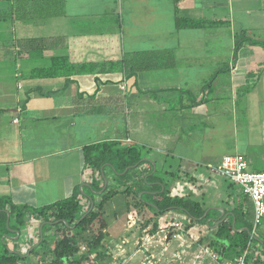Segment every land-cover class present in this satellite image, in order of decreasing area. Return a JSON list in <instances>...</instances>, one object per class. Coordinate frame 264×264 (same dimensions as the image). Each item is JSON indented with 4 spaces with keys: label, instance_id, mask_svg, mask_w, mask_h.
Segmentation results:
<instances>
[{
    "label": "crops",
    "instance_id": "1",
    "mask_svg": "<svg viewBox=\"0 0 264 264\" xmlns=\"http://www.w3.org/2000/svg\"><path fill=\"white\" fill-rule=\"evenodd\" d=\"M0 22V61L12 69L0 79V198L33 208L68 199L90 186L86 147H144L140 171L187 175L171 196H194L208 220L144 208L151 221L140 226L120 195L106 207L107 235H127L128 246L110 261L128 252V264H220L226 248L212 241L229 221L251 234V263L264 264V219L253 238L252 201L210 167L240 154L264 172V0H11L0 2ZM58 58L88 68L69 84L40 77ZM124 213L131 222L116 220Z\"/></svg>",
    "mask_w": 264,
    "mask_h": 264
},
{
    "label": "trees",
    "instance_id": "2",
    "mask_svg": "<svg viewBox=\"0 0 264 264\" xmlns=\"http://www.w3.org/2000/svg\"><path fill=\"white\" fill-rule=\"evenodd\" d=\"M4 1L11 0H0V2ZM195 25L200 27L203 23L177 19L178 28ZM245 41L246 37L241 36L237 44L238 47L243 45ZM252 44L255 45L256 43L252 42ZM53 67H55L53 72L40 74V77L66 78L68 84L72 76L82 75L88 68L87 65L70 64L67 58L53 60ZM149 153L150 151L144 147L121 142H105L86 147L84 150L85 170L91 174L92 179L89 188L84 189L81 193L92 199L91 203L89 201L84 202V204L90 203L88 205L91 206L93 203L94 208L92 210L91 206L89 209L83 208L84 199L79 196L80 192L68 199L42 208L16 205L9 199L0 198V264H17L18 261L25 259L26 256L18 252V244L14 245L16 249L11 250L9 241L13 237H17L18 234H22L27 226L30 228L33 224L39 228L43 226L42 232L39 230L38 234L34 236V239L39 238L41 240L38 246H33L34 253L40 252L55 238L53 241L54 249L52 250L53 264H80V262L82 264L81 260L79 262L75 259L80 253L83 237H85L84 241H89L87 245L95 247L96 250L103 246L109 228L105 218L106 207L110 201L120 195L132 196L136 202L135 206L138 205L140 209H150L157 218L174 212L187 216L193 224L205 223L208 220L207 217H204L207 210L202 202L192 195L182 198L171 196L174 184L186 179L187 175L172 170L162 172L159 168L154 173L152 165H149L150 168L147 170L140 171L144 164L143 160ZM108 170L111 175H108ZM104 179L109 182L105 190ZM96 195L97 200L95 199ZM132 206L133 204L130 205V207ZM244 216L247 217L246 214ZM83 217L84 219H82ZM245 221H247L246 218H244ZM96 222L100 223V230L96 235H90L87 230ZM249 226L252 230V224ZM85 228L86 231L83 230ZM59 233L60 235H58ZM32 242L33 239L27 243ZM251 242L252 238L249 231H234L232 223L226 221L219 225L212 245L219 246L221 254H223V248H226L224 257L221 259V262H224L238 259L252 247ZM29 249H31L30 246ZM87 256V253L84 254V258ZM248 261L251 262L250 256H248Z\"/></svg>",
    "mask_w": 264,
    "mask_h": 264
},
{
    "label": "rangeland",
    "instance_id": "3",
    "mask_svg": "<svg viewBox=\"0 0 264 264\" xmlns=\"http://www.w3.org/2000/svg\"><path fill=\"white\" fill-rule=\"evenodd\" d=\"M6 22H8V21H6ZM3 23H5V22H3ZM3 25L4 24H2V22H0V29H2ZM6 61H9V59L6 60ZM4 63H3V61L2 62L0 61V79L5 80L3 75H6L7 81H11V75L10 74H11V70L12 69H11V67L9 65L5 66ZM9 72H10V74H9ZM162 125L163 124H161V127H162ZM241 140H243V139L241 137V134L238 133V130H237L236 134L233 133L232 142H234L239 147ZM230 149H232L233 151L235 150L233 145L227 147V150H230ZM232 153H236V152H232ZM229 155H233V154H229ZM172 165L174 167H176L175 163H173ZM169 181H170V179H169ZM183 182H185V180H182V183ZM123 197H124V199L120 200V204H121L122 207H124L125 212L126 213L133 212L132 214H134V216H136V214L138 213V215H140L141 218H142L141 222H139L140 226H144L146 224V222L148 221L147 219L150 220V218H148V217L146 218V215H144V213H143V209H140L138 207V205L135 206L136 202L134 201V198L127 197V196H123ZM85 201L86 202H88V201L90 202V200L88 199V200H84L83 201V208H88L89 209L91 205H88V204H90L91 202L84 204ZM132 204H133V206L130 207V205H132ZM113 205H112V207H113ZM126 206H127V208H125ZM119 209H120V207H119ZM126 213H124L125 216L127 215ZM124 214L117 215L116 217H118V218H116V220H118V222L120 220H122L123 222H125V220H126V222H128V221L131 222L132 219H129L128 215H127L128 219H126ZM112 218L114 219V217H112ZM109 219H110V217H109ZM116 220L115 219L114 220L110 219V222L114 223ZM170 220L172 222H175L174 219L173 220L170 219ZM28 227L29 226H27V228H25V230L23 231L22 239H21L22 242L25 241V240L26 241L23 242V243L21 242L20 245H18L19 248H20V249L18 248L19 249L18 252L21 253L23 256H26V257H25V259L18 261L17 264H53V261H54L53 259L54 258H53L52 250L54 249L53 241H54L55 238H53L47 244L46 247L42 248V250L40 252L34 253L33 252V249H34L33 246L34 245L38 246L40 244L41 240L39 238H36V239H33L32 243L28 244L27 242L29 240V238H28L29 235H27L28 234L27 231H31V229H28ZM99 227H100V223L96 222L93 226H90V228H88V230L86 228L83 229V230L84 231L87 230L90 235H93V234L96 235L99 232V230H100ZM58 235H60V233ZM90 235H88V236H90ZM13 238H15V237H13ZM126 238H127V235L123 236L120 241H116L115 240V236H111V234L109 232V236H108L107 240L106 239L104 240L103 246L100 247L98 250H96L95 247H93L91 245H87L89 241L88 240L84 241L85 237H83V240L81 242V247H80V253L78 254V256L76 257L75 260L79 261V262L81 260L82 264H128L127 263L128 259H127V255H126L128 252L125 253L123 258L119 257L118 254H120V253L117 252V254L114 255L115 259L112 260V261L109 260V259L112 258V253H113L114 250L115 251H117V250L118 251H122L123 249L127 250L128 242H126ZM122 241H124V242H122ZM142 243L143 242L141 241V246H142ZM174 243H176V242L174 241ZM9 244H10L9 246H10L11 250L16 249V248H14L15 242L13 240H10ZM26 245L28 246V249L26 250V252L23 253L22 248H23V246H26ZM120 245H121L122 248H120ZM29 246L31 247V249H29ZM86 253L88 254V256L86 258H84V254H86ZM80 264H81V262H80Z\"/></svg>",
    "mask_w": 264,
    "mask_h": 264
},
{
    "label": "built area",
    "instance_id": "4",
    "mask_svg": "<svg viewBox=\"0 0 264 264\" xmlns=\"http://www.w3.org/2000/svg\"><path fill=\"white\" fill-rule=\"evenodd\" d=\"M211 170L219 176L226 178L238 186L244 196L248 197L254 207V223L252 234L253 238L257 235L258 226L264 219V172H256L250 170L249 163L245 156L236 154L223 158L220 164L210 166ZM33 221V220H32ZM33 226L28 229L29 240L34 239L36 233L33 232ZM185 227V221L175 220L173 228L182 230ZM28 240V241H29ZM20 249V248H19ZM18 249V250H19ZM28 246H23V253L26 252ZM249 250L234 261H224L220 264H252L248 261Z\"/></svg>",
    "mask_w": 264,
    "mask_h": 264
},
{
    "label": "water",
    "instance_id": "5",
    "mask_svg": "<svg viewBox=\"0 0 264 264\" xmlns=\"http://www.w3.org/2000/svg\"><path fill=\"white\" fill-rule=\"evenodd\" d=\"M108 184H109V182L107 181V179H105V189L107 188V186H108ZM94 208V204L92 203V206H91V210ZM85 217V216H84ZM84 217L82 218V219H84ZM8 224H9V221H8ZM19 235L20 234H18V238H19ZM224 253V252H223Z\"/></svg>",
    "mask_w": 264,
    "mask_h": 264
}]
</instances>
